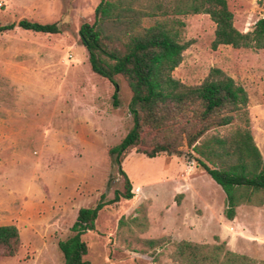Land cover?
Segmentation results:
<instances>
[{
  "label": "rangeland",
  "instance_id": "1",
  "mask_svg": "<svg viewBox=\"0 0 264 264\" xmlns=\"http://www.w3.org/2000/svg\"><path fill=\"white\" fill-rule=\"evenodd\" d=\"M100 0H0V25L25 18L61 23L45 34L18 26L0 33V225L18 228L20 247L0 264H62L58 241L70 233L80 207L122 189L108 149L132 125L131 91L121 75L115 84L93 72L80 42L82 23H93ZM234 26L246 32L264 14V0H227ZM189 45L173 70L184 84L200 83L211 67L221 68L248 95L249 126L264 157V50L219 45L207 14L182 16ZM149 21L146 19L145 23ZM117 92L116 102L113 94ZM220 134L226 132L219 128ZM122 168L133 197L105 205L95 227L81 236L90 264H174L165 243L158 259L137 238L214 242L264 259V205H240L227 220L224 192L194 161L161 154L146 157L131 149ZM147 202L148 228L127 219Z\"/></svg>",
  "mask_w": 264,
  "mask_h": 264
},
{
  "label": "trees",
  "instance_id": "2",
  "mask_svg": "<svg viewBox=\"0 0 264 264\" xmlns=\"http://www.w3.org/2000/svg\"><path fill=\"white\" fill-rule=\"evenodd\" d=\"M200 13L207 14L215 24L213 49L230 45L264 50V14L250 30L242 32L234 26L227 0H100L94 22L81 24L80 42L92 71L112 84L116 75L125 79L131 91L132 125L119 143L108 149L111 164L122 177V189L114 190L110 199L102 193L95 205L78 209L71 233L57 243L62 264H90L81 236L94 229L98 212L105 205L133 197L131 180L122 168L131 149L146 157L182 155L185 161H194L223 190L222 214L227 220L235 217L240 205H264V157L250 130L244 87L218 67H211L194 85L172 75L189 45L181 38L185 26L181 17ZM60 25L22 18L1 24L0 33L18 26L57 34ZM225 127L224 134L217 131ZM146 210L147 202H142L132 216L121 218L119 225H127L130 220L140 232L146 231ZM137 241L144 252L152 250L153 261L161 254L156 249L168 243V257L174 264H264V259L228 249L218 236L212 243L173 240L169 236ZM19 247L16 225H0V256H14Z\"/></svg>",
  "mask_w": 264,
  "mask_h": 264
}]
</instances>
